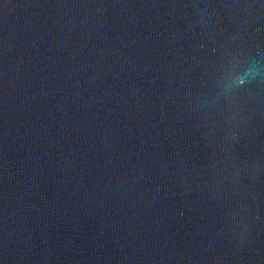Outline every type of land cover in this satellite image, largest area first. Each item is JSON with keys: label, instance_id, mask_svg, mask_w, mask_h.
<instances>
[{"label": "water", "instance_id": "1", "mask_svg": "<svg viewBox=\"0 0 264 264\" xmlns=\"http://www.w3.org/2000/svg\"><path fill=\"white\" fill-rule=\"evenodd\" d=\"M0 264H264V0H0Z\"/></svg>", "mask_w": 264, "mask_h": 264}]
</instances>
